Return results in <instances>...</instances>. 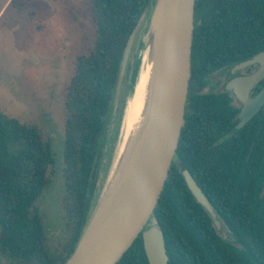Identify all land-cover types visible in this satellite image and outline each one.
<instances>
[{
    "label": "trees",
    "instance_id": "1",
    "mask_svg": "<svg viewBox=\"0 0 264 264\" xmlns=\"http://www.w3.org/2000/svg\"><path fill=\"white\" fill-rule=\"evenodd\" d=\"M89 1L96 34L89 52L78 57L64 103L70 219L69 237L60 248L52 247L38 208L51 184L52 141L38 126L5 114L0 106V252L15 264H66L73 255L103 193L120 134L126 98L110 136L124 54L144 13H152L156 3ZM195 18L191 82L264 50V0H196ZM135 59L128 62L126 94ZM214 99L218 101L215 95L189 94L190 105L202 102L204 112L186 115L151 223L158 222L164 230L169 264H264V118L239 127L233 120L238 110L216 105ZM211 109L215 114L207 119ZM184 168L204 190L234 242L221 237L209 212L195 199ZM117 264H149L142 235Z\"/></svg>",
    "mask_w": 264,
    "mask_h": 264
},
{
    "label": "water",
    "instance_id": "2",
    "mask_svg": "<svg viewBox=\"0 0 264 264\" xmlns=\"http://www.w3.org/2000/svg\"><path fill=\"white\" fill-rule=\"evenodd\" d=\"M195 9L196 0H156L149 33L156 32L158 35V70L149 130L133 156L129 170L117 183L109 203L104 206L102 193L66 264H117L140 235L149 264H169L164 230L158 222L151 224V220L176 159L186 123L196 27ZM141 25L139 22L125 51L115 101L121 93ZM255 63L261 65L257 72L239 76L230 82L242 101L239 127L248 123L264 105V89L256 98H250L251 89L264 79V51L236 64L234 72ZM99 90L100 83L97 81L93 93L95 97ZM182 174L195 199L209 212L220 229L223 223L193 174L186 168Z\"/></svg>",
    "mask_w": 264,
    "mask_h": 264
},
{
    "label": "rangeland",
    "instance_id": "3",
    "mask_svg": "<svg viewBox=\"0 0 264 264\" xmlns=\"http://www.w3.org/2000/svg\"><path fill=\"white\" fill-rule=\"evenodd\" d=\"M148 11L140 21L142 25L134 42L131 62L135 58L137 62L146 47L145 39L152 15ZM95 34L89 0H0V106L5 114L38 126L52 141L55 164L49 170L51 184L40 198L38 208L55 249L60 248L69 237L70 217L66 209L63 157L67 117L65 97L78 57L89 52ZM140 43L142 47H139ZM128 84L129 81L123 84L115 101L111 137L125 98L127 106L130 95V89L126 94ZM120 137L119 134L112 165ZM107 180L103 182L104 189ZM155 222L153 220L151 224ZM223 228L221 224V237L234 242L233 234ZM0 264L15 263L0 252Z\"/></svg>",
    "mask_w": 264,
    "mask_h": 264
},
{
    "label": "bare ground",
    "instance_id": "4",
    "mask_svg": "<svg viewBox=\"0 0 264 264\" xmlns=\"http://www.w3.org/2000/svg\"><path fill=\"white\" fill-rule=\"evenodd\" d=\"M145 40L146 47L139 56L125 106L120 142L102 195L103 206L109 203L117 183L129 170L133 156L144 142L151 124L158 70V35L156 32L148 33Z\"/></svg>",
    "mask_w": 264,
    "mask_h": 264
},
{
    "label": "flooded vegetation",
    "instance_id": "5",
    "mask_svg": "<svg viewBox=\"0 0 264 264\" xmlns=\"http://www.w3.org/2000/svg\"><path fill=\"white\" fill-rule=\"evenodd\" d=\"M236 64L217 69L205 75L200 81L191 82L190 80L189 94L191 93V91H193L197 95H201V96H214L215 95L218 97V101L214 99L216 105L225 104V105L233 106L234 109L238 110L236 114V118L233 119L234 122L237 121L236 125H238V123L241 122V119L239 118V114L242 110V101H240L236 92L230 86V82L239 76H248V75H251L257 72L260 69L261 65L259 63H255V64H252L246 67L245 69L237 70L236 72H234ZM263 89H264V79H261L251 89L250 98L252 99L256 98ZM188 100H189V96H188ZM202 109H203L202 102H195L194 106H192L190 105V102L188 101L187 106H186V115L189 111L191 112L192 110V112H194L193 115L199 116L201 112H204L202 111ZM213 112H215V110L211 109L210 112L206 113L207 115L206 118L208 119L212 117L211 115L215 114ZM262 115L264 118V105L257 112V114L254 115L253 118L259 119ZM263 125H264V121H263ZM201 128L204 129V126H201ZM223 229L226 230V226H224Z\"/></svg>",
    "mask_w": 264,
    "mask_h": 264
}]
</instances>
